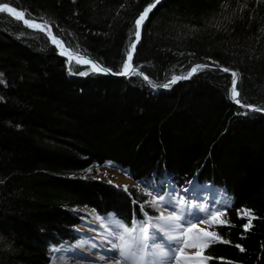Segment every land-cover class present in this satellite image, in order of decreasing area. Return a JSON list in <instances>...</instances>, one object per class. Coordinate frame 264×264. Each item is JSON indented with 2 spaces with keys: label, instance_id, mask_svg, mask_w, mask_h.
Segmentation results:
<instances>
[{
  "label": "trees",
  "instance_id": "1",
  "mask_svg": "<svg viewBox=\"0 0 264 264\" xmlns=\"http://www.w3.org/2000/svg\"><path fill=\"white\" fill-rule=\"evenodd\" d=\"M151 3L10 4L111 73L70 63L47 29L0 13V264H49L53 245L78 237L79 208L129 227L155 215L138 185L89 174L106 162L163 191L164 178L225 190L231 203L226 223H211L222 239L205 242L207 264H264V111L242 106H264V0H160L136 42ZM132 43L137 74H113ZM233 71L240 104L230 98Z\"/></svg>",
  "mask_w": 264,
  "mask_h": 264
},
{
  "label": "snow or ice",
  "instance_id": "2",
  "mask_svg": "<svg viewBox=\"0 0 264 264\" xmlns=\"http://www.w3.org/2000/svg\"><path fill=\"white\" fill-rule=\"evenodd\" d=\"M15 0H8V2H0V13H10L14 15L17 19H23L24 13L23 12H17L16 8L10 7L11 3H14ZM160 3V0H155V3H151L144 9V11L139 15V18L135 21V25L137 28V31L135 32V39L136 42L140 39V27L144 24L146 19L148 18V15L150 11L156 6V4ZM43 19V18H41ZM24 23L31 28H37L41 31L45 30L44 26L48 25V35L51 38V42L56 45L58 48H61L60 54L68 56V60L71 63L73 60H75L76 64H90L91 65V71L95 72H103V73H111L112 69L106 68L102 66V62L95 63L93 60L86 59L84 57H74L69 54V51L63 47V42L58 40L57 37L52 33L51 31V25L47 20H44V24H34L30 23L29 20H24ZM69 48L72 47V45L68 46ZM136 43L131 44V51L127 52V61L123 62L122 64V70L118 73L113 74H119V75H135L137 74V70L132 68L131 61L133 52L135 51ZM79 51V49H77ZM89 54L85 53V56ZM207 65H196L192 68V71L187 74V76H173L170 84L176 83L180 79H188L190 78L194 73L197 72L198 69L203 70ZM223 72H229L230 69L228 68H222ZM70 74L71 68L69 69ZM80 75H87L88 72H81ZM140 75H143V73H139ZM3 74L0 73V77H2ZM232 76V88L230 89V98L234 100L237 104H240L241 101L237 97L240 95V93L237 91V80L239 77L238 72H231ZM145 79H148L147 77H144ZM2 82V81H0ZM151 83V81H150ZM170 84H164L162 87L167 88L170 86ZM157 85L153 84V87H156ZM249 108H252L255 111H264V106H261L260 108H253L252 105H242ZM127 188V186H124ZM159 201L161 203L171 204V200L167 196H160ZM207 211V209H205ZM219 215H222V213L217 214V218L213 221L216 224H223L226 223V221L220 220L218 217ZM249 215H251L249 210ZM108 221V227L112 229L111 232H106V236H111L113 239L119 240V243L112 244V247L114 249H117L119 251L120 258L124 261V264H170L171 258L175 255V253L172 252V248L170 244H161L157 245L155 243V239L160 236V233H164L163 236H160L161 239L165 241H173L177 242L180 239V237L172 235V233L175 232H183L185 231L184 224L187 223L183 215H173L169 217H164L161 215L158 217L154 222H152V218H147L146 221L143 222H137L133 221V225L131 228H129L127 225H124L122 221H119L115 218L113 214H110L108 217L101 218ZM148 224L149 226L146 227L145 225ZM194 227V225H193ZM251 227V220H249V223L244 225V228L247 230ZM167 230V231H165ZM187 231H191V229H187ZM202 231V230H201ZM215 238V240L219 241L222 238L214 232H204L203 236L201 237V240L211 239ZM223 243H230L227 240H223ZM191 247L200 248L201 251L195 253L192 256L183 257L184 264H207V261L211 259V257L203 256L202 252L204 249H207L209 247V243H193L190 244ZM237 248H240L241 251L244 249L240 245H236ZM167 248V250H165ZM183 255V254H182ZM228 264H231V262H228Z\"/></svg>",
  "mask_w": 264,
  "mask_h": 264
},
{
  "label": "rangeland",
  "instance_id": "3",
  "mask_svg": "<svg viewBox=\"0 0 264 264\" xmlns=\"http://www.w3.org/2000/svg\"><path fill=\"white\" fill-rule=\"evenodd\" d=\"M16 10H17V12H22L18 9H16ZM23 20H29L30 23H34V24H39V23L42 24L39 21L27 19L25 16L23 17ZM44 28L48 30V28L46 26H44ZM76 57H80V55H77ZM88 65H90V64H88ZM97 167H98L97 173L91 172L89 174L100 177V178L106 177V178L110 179L111 182H113L114 184H116L120 187L121 186L122 187H124V186L129 187L130 185H138L140 189H143L148 194L149 206L156 211L155 215L149 216L150 218H152V222H154L161 215H163L164 217L173 216L175 214V213H173V211L178 209V208L180 209L183 206L188 205L190 207L191 202L189 201V199H186V196H185L186 192H191L193 189L201 188V187L208 188L210 191H212L213 195L210 199L214 202L211 203L210 207L212 206L214 208L211 209L212 211H211V213H209L210 215H208V217H204L202 220H198L197 222H194L191 224L190 223L184 224L185 225L184 228L186 227V229L181 234V235H183L185 233L184 234L185 236H187V235H189V237L193 236L194 238L198 239L197 243H205L208 240V239L201 240L203 233L204 232H213V230L211 228V223H213V221L217 218V214L221 213L223 208L228 206V204L231 203L230 197L225 193V191H223L221 188H219L218 186H216L212 183L193 180V181L189 182L187 185L178 186L177 184L171 182L168 178H164L166 187H165V191H163L162 188L158 184L150 182V181L147 182V184H145V185L138 183L135 179L130 177L126 171L119 169L112 162H106L104 164L98 165ZM205 184H209L211 186L205 187L204 186ZM160 196L169 197L171 200V204L161 203L159 201ZM196 202H200L201 205L203 204L201 206L202 207L201 211H204L205 209H207V207H208L207 203H204L203 200H199ZM78 210L79 211L81 210V212H83V215L81 217V222L76 228L77 235L80 237L82 228L87 227L88 222H92L95 220L102 222V219L97 218L99 215L94 210H89L86 208H84V209L79 208ZM175 215H178V214L176 213ZM149 217H146V220ZM218 218L220 219V215ZM193 225H194V227H193ZM145 226L148 227L149 225L146 224ZM187 229H191V231H187ZM163 235L164 234L161 235V233H160V236H163ZM160 236H158L156 240L160 241V239H161ZM79 237L76 238L75 240L79 239ZM187 239H190V238L187 237ZM64 243L65 244H63V245H66L67 243H70V242H64ZM157 244L161 245V242H157ZM190 244H193V243L191 242L188 244V246L186 247L187 250H189V249L193 250L195 253L201 251L200 248L189 246ZM63 245H61L60 247L54 246L51 248V255H50L49 264H55L56 263V260H55L56 254L55 253H56L57 249L61 248ZM183 248H185V246H183ZM202 254L204 256L203 252H202Z\"/></svg>",
  "mask_w": 264,
  "mask_h": 264
},
{
  "label": "bare ground",
  "instance_id": "4",
  "mask_svg": "<svg viewBox=\"0 0 264 264\" xmlns=\"http://www.w3.org/2000/svg\"><path fill=\"white\" fill-rule=\"evenodd\" d=\"M68 51L69 54L74 57L79 54L71 49H68ZM79 55L80 57L86 58L82 54ZM204 186L210 187L211 185L205 184ZM212 193V191L204 187L193 189L191 192H186V199H189L191 206H183L180 209L178 208L174 210L173 213L183 215L187 221V224H191L197 222L198 220H202L204 217H208V215H210L209 213L212 211L211 209L214 208L212 206L210 207L211 203L214 202L210 199L213 195ZM199 200H203L204 203H207L208 207L206 212L205 210L201 211V206L203 204L201 205L200 202H196ZM97 218L102 217L98 216ZM87 225V227L82 228L79 239L75 241H67L70 243H67L66 245H63L65 243L60 244L63 246L58 248L55 253L56 264H124V261L120 258L119 251L112 247V244L119 243V240L105 235L106 232L112 231V229L108 227V221L104 219H102V222L95 220L88 222ZM162 234L164 233H161V235ZM181 234L182 232L172 233V235L180 237L178 243L173 241H165L163 239H160V241L156 240L157 238L155 239L156 244L157 242H161V244L171 245L172 252L175 253V255L171 258L170 264H184L183 257L192 256L195 254L193 250H187L186 247L191 242L197 243L198 239L194 238L193 236L189 237V235L185 236V233L183 235ZM187 237L190 239H187ZM183 246H185V248H183ZM165 250H167V248Z\"/></svg>",
  "mask_w": 264,
  "mask_h": 264
},
{
  "label": "water",
  "instance_id": "5",
  "mask_svg": "<svg viewBox=\"0 0 264 264\" xmlns=\"http://www.w3.org/2000/svg\"><path fill=\"white\" fill-rule=\"evenodd\" d=\"M85 56V55H84ZM86 58H88V59H91L88 55L87 56H85ZM81 211V210H80Z\"/></svg>",
  "mask_w": 264,
  "mask_h": 264
}]
</instances>
